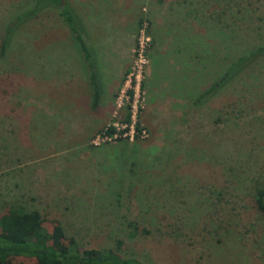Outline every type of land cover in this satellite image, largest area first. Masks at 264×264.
Segmentation results:
<instances>
[{
    "label": "rangeland",
    "instance_id": "1",
    "mask_svg": "<svg viewBox=\"0 0 264 264\" xmlns=\"http://www.w3.org/2000/svg\"><path fill=\"white\" fill-rule=\"evenodd\" d=\"M35 1L0 0V38ZM65 2L90 57L93 46L118 51L110 65L96 58L109 90L92 108L83 54L58 8L37 2L0 50V214L35 209L81 247L144 264H264V214L253 201L264 186V52L196 99L264 45V0ZM140 41L138 84L127 83ZM126 85L147 136L93 145L122 120ZM17 262L34 264H6Z\"/></svg>",
    "mask_w": 264,
    "mask_h": 264
},
{
    "label": "trees",
    "instance_id": "2",
    "mask_svg": "<svg viewBox=\"0 0 264 264\" xmlns=\"http://www.w3.org/2000/svg\"><path fill=\"white\" fill-rule=\"evenodd\" d=\"M36 0L29 10L14 14L12 21L4 25L0 38V50L3 51L12 33L21 21L35 14L38 9ZM57 9L58 14L70 31L72 39L78 46L86 61L89 70L88 79L90 85V100L92 108L98 104L99 92L96 83V73L90 60L87 45L80 36L78 26H75L74 15L68 8L65 0H49ZM141 22L138 21V27ZM264 52V45L247 50L238 56L221 75L212 82L196 98L198 101L202 96L214 92L222 86L229 78L241 69L243 63L251 61L257 55ZM129 99H132L133 90H127ZM196 100V102H197ZM125 114L122 122L130 121L129 105H125ZM138 130V123L135 122ZM114 128H107L106 133ZM135 136L133 140H136ZM127 140L119 138L116 141ZM253 201L256 209L264 214V186L257 187L254 192ZM133 233V232H132ZM132 233L130 235H132ZM118 243V242H117ZM13 257L30 258L34 264H144L134 257H122L113 247H81L72 236H66L58 222H54L49 228L44 227L37 210L25 209L19 205L10 204L6 211L0 214V264H6ZM14 264H23L20 262Z\"/></svg>",
    "mask_w": 264,
    "mask_h": 264
},
{
    "label": "built area",
    "instance_id": "3",
    "mask_svg": "<svg viewBox=\"0 0 264 264\" xmlns=\"http://www.w3.org/2000/svg\"><path fill=\"white\" fill-rule=\"evenodd\" d=\"M137 50H138V52H137ZM137 50H136L137 58L134 61V64L131 67V71L128 74V79L126 81L127 83L131 82L130 76H133L136 84H138L137 76L141 72L140 68H141V65L143 63V59H142L143 49H142L141 41L139 42V47ZM128 86L129 85H126L124 88L120 89V94H119L118 100L116 102L117 107L120 106L121 98H124L125 100H127L126 102H128L129 96L127 94V90L130 88ZM128 105H129V112H130V121L129 122H122V120H121L119 122L107 123L104 127H102L97 133H95L92 136L91 143L93 145H99L102 143H111V142L116 141L119 138L132 141L135 136L137 138H145L147 136L146 129L140 127L139 125H138L139 126L138 130L135 128L134 118H135L136 104L128 102ZM107 128H108V130H109V128H114V129H113V131H109L108 133H106Z\"/></svg>",
    "mask_w": 264,
    "mask_h": 264
},
{
    "label": "crops",
    "instance_id": "4",
    "mask_svg": "<svg viewBox=\"0 0 264 264\" xmlns=\"http://www.w3.org/2000/svg\"><path fill=\"white\" fill-rule=\"evenodd\" d=\"M100 45H98V46H93V47H91V48H89V49H91V53H92V56L90 57V60H91V63H92V65H93V68L96 66V64H97V62H96V58H97V55H99L98 57V63L99 64H109L110 65V59H109V57L108 56H117V52L118 51H115V48H111V51H108V48L107 47H103L102 49H101V47H99ZM94 50V51H93ZM95 56V57H94ZM108 57V59H104V58H102V57ZM127 53L125 52V54H124V58L125 59H127ZM103 59H104V61H103ZM112 59V58H111ZM112 60H114V65L115 66H118V65H120V62H122V60H118L117 58H115V59H112ZM112 63V62H111ZM111 65H113V64H111ZM95 71V70H94ZM122 71H125V69H123ZM95 73H96V75H97V72L95 71ZM96 83H97V85H98V92H99V97H98V101H99V99H101L102 97V94H103V91H102V89L104 90V92H108V90L109 89H106L108 86H103V85H99V82H98V75H97V77H96ZM100 86H102L101 87V89H100ZM113 87V88H112ZM112 87H111V92H110V96L107 98V103H108V106H107V109L109 108V103L113 100V96H114V93H115V85H112Z\"/></svg>",
    "mask_w": 264,
    "mask_h": 264
}]
</instances>
